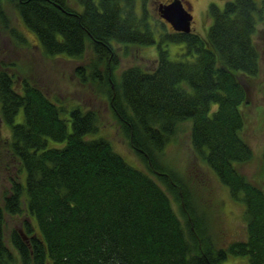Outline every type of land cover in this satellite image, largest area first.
Returning <instances> with one entry per match:
<instances>
[{"label":"trees","instance_id":"trees-1","mask_svg":"<svg viewBox=\"0 0 264 264\" xmlns=\"http://www.w3.org/2000/svg\"><path fill=\"white\" fill-rule=\"evenodd\" d=\"M146 1L137 15L136 0H0V31L12 39L26 42L11 26L6 2L45 59L87 57L76 78L106 92L147 167L132 166L97 136L98 113L79 105L67 112L64 101L23 74L17 87L16 65L0 62V126L9 130L4 137L0 129V169H16L0 204V264H223L230 257L264 264V190L240 171L254 158L243 137L244 109L247 83L262 73L264 49L255 39L264 0L261 7L254 0L210 4L205 37L167 31L152 69L130 66L116 77L118 49L155 43ZM167 43L183 44L186 60H171L161 46ZM184 122L195 160L244 207V241L218 247L187 190L159 163ZM260 163L264 174V146ZM152 176L174 195L184 223ZM7 218L20 228L8 227Z\"/></svg>","mask_w":264,"mask_h":264},{"label":"rangeland","instance_id":"rangeland-1","mask_svg":"<svg viewBox=\"0 0 264 264\" xmlns=\"http://www.w3.org/2000/svg\"><path fill=\"white\" fill-rule=\"evenodd\" d=\"M144 0H136L135 12L142 13ZM163 1V0H162ZM185 8H190L192 15L191 32L201 37H205L211 18L207 15V8L210 4L216 5L220 9L225 3L234 0H181ZM258 7H261L263 0H254ZM71 6V5H70ZM157 0H147L145 8L148 12V24L152 30L155 43L151 46L129 47L118 49L119 66L115 76L130 66H141L143 69L153 68L154 61L158 56L157 46L160 37L165 32L171 33V28L164 25L157 10ZM76 8V6L74 5ZM74 8V9H75ZM4 11L10 24L18 32L25 44L12 39L7 33L0 31V62L12 63L16 65V76L18 78L17 87L23 77L28 76L36 86L45 91L50 98L59 97L64 101L62 105L67 108V112L74 106H82L84 109L93 110L99 116V131L97 136L108 139L113 149L121 155L129 164L136 168L146 170V165L131 150L125 133L120 128L114 114L109 106L106 92H99L93 83L81 84L75 76V68L82 65L87 66V57L79 60H47L43 57L39 48L36 36L29 31L20 21L14 7L10 3H5ZM264 17V10L262 11ZM258 37L255 39L259 49H264V18L260 20L256 17ZM1 26V24H0ZM3 26V25H2ZM167 50L169 57L173 61H184L186 50L183 44L167 43L161 45ZM189 59V58H188ZM262 73L260 80L249 82V105L244 109L246 115V125L243 137L254 151L253 160L240 167L247 179L264 190V174L261 170L260 153L264 146V52L261 58ZM20 69L24 73H20ZM103 74L102 71H100ZM19 74V75H18ZM68 114V113H67ZM21 115L17 117L20 121ZM1 133L4 137L9 136V130L1 125ZM190 123L184 122L179 125L175 140L165 148L162 154L157 155L159 163L173 175L187 190L192 207H194L198 217L204 223L205 229L209 231L210 237L216 241L218 247L225 246L231 242L244 241L246 237V224L244 220V207L230 198L228 188L221 184L213 173L199 160H195L190 146L189 139ZM8 162V159H5ZM6 163V162H2ZM7 165H9L7 163ZM2 168V167H1ZM16 169L8 166L7 169H0V204L2 196L8 188V179ZM150 174V173H149ZM152 178L166 192L171 202V206L184 223V217L173 194L169 193L166 186ZM8 227L16 226L20 228L18 220L7 218ZM20 230V229H19ZM223 264H248L244 257H230Z\"/></svg>","mask_w":264,"mask_h":264},{"label":"water","instance_id":"water-1","mask_svg":"<svg viewBox=\"0 0 264 264\" xmlns=\"http://www.w3.org/2000/svg\"><path fill=\"white\" fill-rule=\"evenodd\" d=\"M181 0H172L169 4L160 5L157 12L160 18L170 25L172 31L177 33H191L192 15Z\"/></svg>","mask_w":264,"mask_h":264},{"label":"flooded vegetation","instance_id":"flooded-vegetation-1","mask_svg":"<svg viewBox=\"0 0 264 264\" xmlns=\"http://www.w3.org/2000/svg\"><path fill=\"white\" fill-rule=\"evenodd\" d=\"M172 0H157V6H156V10H157V8L160 6V5H166V4H169L170 2H171ZM224 1V0H223ZM165 22V21H164ZM164 25H165V27L166 26H169L170 27V25L169 24H167L166 22L164 23ZM171 28V27H170ZM191 28H192V24H191ZM172 30V29H171Z\"/></svg>","mask_w":264,"mask_h":264}]
</instances>
